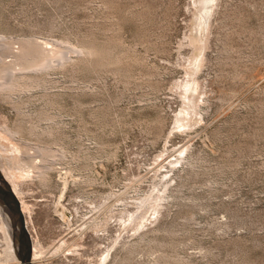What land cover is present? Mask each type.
<instances>
[{
  "label": "rangeland",
  "instance_id": "obj_1",
  "mask_svg": "<svg viewBox=\"0 0 264 264\" xmlns=\"http://www.w3.org/2000/svg\"><path fill=\"white\" fill-rule=\"evenodd\" d=\"M0 37L74 50L0 91V126L56 155L23 187L41 264H264V0H0Z\"/></svg>",
  "mask_w": 264,
  "mask_h": 264
},
{
  "label": "bare ground",
  "instance_id": "obj_2",
  "mask_svg": "<svg viewBox=\"0 0 264 264\" xmlns=\"http://www.w3.org/2000/svg\"><path fill=\"white\" fill-rule=\"evenodd\" d=\"M1 41H6V39L0 37V42ZM12 44H15V42L11 40L5 44L6 47L4 49L0 50V91L8 95L20 91H26V90L28 91L30 89L41 86L42 81L35 75H37L38 73H43V75L46 74L47 71L53 67L54 63L60 65L63 64V62L67 59V54L74 51L72 48H69L67 46H61L60 44L57 45V49L55 50L48 49L46 47H43L47 45H42L43 43L40 44L37 41L30 39L17 41L16 45H18V47L16 49L13 48L14 46L12 47ZM62 50L63 52H61ZM84 53H86L85 55H87V52L83 51V54ZM7 58H9L10 60L7 61L6 60ZM55 59H57V61ZM45 84L46 83L44 82V85ZM46 110H44V112H41V114H39L42 115L39 116V119H41L42 121L47 120V122H49V120H52L54 117H52L51 114H49L52 117L51 118L47 114L49 112L45 113ZM50 124H48L49 127ZM54 124H56L55 120H54ZM38 128L39 127H37V129ZM45 129L44 131L48 130V128L46 130ZM52 133L54 134V132ZM0 137L12 141V143L14 142L13 145L15 147V150L17 153L20 154L21 157L20 162H22L21 168L23 170V175L21 176V178L19 177L17 179L11 177L4 171L1 172L2 170H0V174L3 176L5 182H7V184L10 186L14 196L18 200L21 212L24 216L26 228L28 230L32 242V264H41L42 260L39 257H41L43 248L41 250L37 249L36 247L37 245H34L35 243L32 241L33 236L32 234H30L29 223L32 218L31 215L33 213V208H32L33 206H29L28 203H26L23 187L27 181L30 182L33 180L39 181L41 184L46 186L49 184V177H50L49 174L53 169V163L50 161V159L55 158L56 156L55 151L47 147H37L35 151H32L33 148L29 147L28 144L15 141L13 139L11 131L5 126H0ZM36 150H38L37 154H36ZM137 201H138L136 202L137 207L147 208L146 198ZM101 227L102 226L97 222H94L90 225V229H98ZM87 230L88 229L82 231V235L80 237L85 235ZM0 232L2 234L1 239L3 242L2 246L4 248L2 251H0V264H20V262L16 257V245L15 243H13L15 229L12 225L10 216L1 206H0ZM74 247H78V249L79 247H81L77 244L76 239L71 241V243H67L66 241H63L61 245L56 249L54 255L58 256V253H64V254H60V256H67L68 254H65L66 252H69L70 254H75L76 250L78 249H74ZM35 249L37 250L36 252Z\"/></svg>",
  "mask_w": 264,
  "mask_h": 264
},
{
  "label": "water",
  "instance_id": "obj_3",
  "mask_svg": "<svg viewBox=\"0 0 264 264\" xmlns=\"http://www.w3.org/2000/svg\"><path fill=\"white\" fill-rule=\"evenodd\" d=\"M0 206L10 216L15 229L13 243L16 245V257L20 264H32V242L26 228L24 216L21 212L18 200L14 196L10 186L0 174Z\"/></svg>",
  "mask_w": 264,
  "mask_h": 264
}]
</instances>
